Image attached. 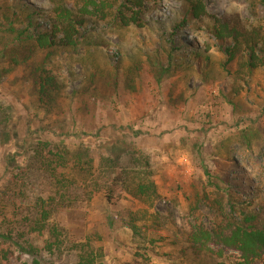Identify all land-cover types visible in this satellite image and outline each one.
<instances>
[{"label":"rangeland","instance_id":"374dc122","mask_svg":"<svg viewBox=\"0 0 264 264\" xmlns=\"http://www.w3.org/2000/svg\"><path fill=\"white\" fill-rule=\"evenodd\" d=\"M10 1L0 0V22L5 24L6 17L18 29L27 27L25 17L12 16L14 9L17 14L24 9H5ZM21 1L34 7V18L47 31L59 25L62 9L72 11L85 26L79 36H86L79 37L75 47L49 50L46 68L63 87L53 112L45 114L24 64L12 60L15 55L21 59L26 50H3L6 37L0 28V102L10 108L12 118L0 133V186L18 170L28 169L31 146L38 140L67 159L82 154L92 173L65 188L72 203L54 211L49 222L63 229L68 243L55 258L44 254L40 264H76L78 255L71 244L81 242H86L85 256L93 258V264L237 260L239 253L227 248L220 258L197 255L187 236L194 225L216 227L221 214L246 225L264 218L262 214L245 222V216L264 210V67L249 68L241 57L223 65L224 57L208 39L212 22L202 18L182 33L185 40L196 35L206 50L201 57L205 68L198 71L189 51L173 49L179 35L173 36L175 45L169 42V23L177 18L182 0L144 1L137 14L139 25L128 26L115 18L116 5L106 4L96 15L90 7L91 14L81 15L78 10L86 0ZM204 3L210 15L264 33L261 0ZM120 10L127 17L135 11L130 4ZM56 34L61 38V32ZM45 52L34 48L32 59L37 61ZM133 150L147 156L159 197L140 201L116 188L107 202L101 192L107 184L100 179L94 185L96 172L105 167L101 158L125 157ZM68 162L74 164L72 159ZM233 162L238 167L230 170ZM27 191L47 195L48 190L36 180ZM228 198L237 204L231 206ZM2 212L6 214L0 211V220ZM141 253L148 260L139 257Z\"/></svg>","mask_w":264,"mask_h":264},{"label":"trees","instance_id":"16d2710c","mask_svg":"<svg viewBox=\"0 0 264 264\" xmlns=\"http://www.w3.org/2000/svg\"><path fill=\"white\" fill-rule=\"evenodd\" d=\"M144 1L154 0H98L97 2L86 0L78 11L81 15L91 14V10L88 9L91 7L96 15L102 13L106 4L109 8H113L111 5H116L113 11L121 25L128 26L131 23L139 25L141 19L137 17V14ZM10 2L11 4L5 9L17 7L15 5H19L18 9H24L18 14L19 10L14 9L12 16L25 17L27 27L16 28L13 20L4 15L6 23L0 22V28L6 37L3 38L5 41L3 50L11 48H14L13 51L19 48L26 50L21 59L15 55L12 60L15 65L24 64L25 76L31 82L38 107L45 114H50L56 106L63 85L46 68L49 62V50L55 46L75 47L78 45L79 37L85 40V34L79 36L85 29L83 20L74 16L72 11L62 9L58 16L59 25L47 31L44 24L38 23L34 18L37 11L32 5L21 0H17V3L15 0ZM182 2L175 12L177 18L175 17L169 23L172 31L169 42L171 46L175 45L173 36L179 35L177 45L173 49L189 51L198 71H202L203 66L205 68L206 64L201 57L206 50L196 35L191 36L190 40H185L182 33L191 31L190 25L197 24L202 18H208L212 22V28L208 30L210 32L208 39L214 40L217 51L224 57L223 65H228L233 59L241 57L246 59L249 68L264 67V33L259 28L247 29L239 21L230 23L222 17L210 15L204 0H182ZM261 2L264 3V0ZM126 4H130V7L135 10L130 17L125 16L120 10L126 7ZM21 12L25 14L21 15ZM57 32L62 33L61 38H58ZM34 48L38 51H46L37 61L32 59L31 53ZM162 68L165 71V68ZM94 80V75H91V85ZM11 120L10 108L0 102V133L6 131ZM48 146V142L38 140L31 146L32 152L26 164L28 169L18 170L1 183L0 211H5L6 214L2 212L4 215L0 220V264H40L44 254L55 258L66 248L68 242L65 244L67 239L63 235V229L50 224L49 218L57 209L72 203L65 188L78 183L84 174L88 173L90 178L92 173L85 167L82 154L75 153L67 159L66 156L52 152ZM124 158H126L125 161ZM71 159L73 165L68 162ZM101 160L105 162V167L99 168L96 172L97 180L94 181V185H99L100 179L102 183L107 184L105 190L101 191L107 202H110L115 195L116 188H121L129 196L140 201H153L159 197L150 179V162L139 150L127 152L125 157L108 155ZM231 167L230 170H233L238 166L233 162ZM69 172L71 176H68ZM36 180L42 181L46 186L47 195L42 192L30 194V191H27ZM226 192L225 188V195ZM227 202H230L229 198ZM235 203L230 202V205L235 206ZM262 214L264 216V210L257 209L254 214L245 216V222L250 223L262 217ZM12 216L16 219L10 218ZM45 234H48L47 238H44ZM187 242L197 255L205 252L220 258L224 248L239 253L238 259L231 263L216 264H264V218L257 223L246 225L235 223L221 214V221L214 228H205L201 224L192 226ZM86 247V242L71 244V249L78 255L76 264H93V258L85 256ZM140 255L142 259L147 257L148 260L146 253Z\"/></svg>","mask_w":264,"mask_h":264}]
</instances>
